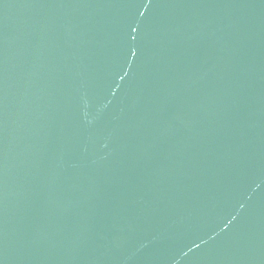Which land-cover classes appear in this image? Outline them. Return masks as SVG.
<instances>
[{
	"label": "water",
	"instance_id": "95a60500",
	"mask_svg": "<svg viewBox=\"0 0 264 264\" xmlns=\"http://www.w3.org/2000/svg\"><path fill=\"white\" fill-rule=\"evenodd\" d=\"M0 264H264V0H0Z\"/></svg>",
	"mask_w": 264,
	"mask_h": 264
}]
</instances>
